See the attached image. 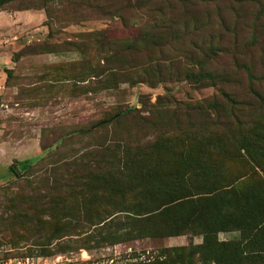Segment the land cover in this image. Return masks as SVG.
I'll list each match as a JSON object with an SVG mask.
<instances>
[{
    "label": "rangeland",
    "instance_id": "374dc122",
    "mask_svg": "<svg viewBox=\"0 0 264 264\" xmlns=\"http://www.w3.org/2000/svg\"><path fill=\"white\" fill-rule=\"evenodd\" d=\"M48 10L57 20L33 10L42 15L37 28L45 37L11 55L12 69L0 82V262L110 264L131 252L179 247L168 238H143L55 252L78 239L54 241L48 232L37 238L10 219L14 208L27 206L22 198L46 193L41 174L22 176L26 166L41 169L37 163L64 136L115 115L113 129L130 135L128 147L180 170L200 142L221 146L212 161L224 172H249L240 188L250 186L263 204L264 0H73ZM95 132L73 134L66 150L92 151L103 138Z\"/></svg>",
    "mask_w": 264,
    "mask_h": 264
},
{
    "label": "trees",
    "instance_id": "16d2710c",
    "mask_svg": "<svg viewBox=\"0 0 264 264\" xmlns=\"http://www.w3.org/2000/svg\"><path fill=\"white\" fill-rule=\"evenodd\" d=\"M6 1L0 0V7ZM15 1L20 3L12 10L42 9L47 20L55 21L49 4L73 3ZM118 119L115 115L64 136L47 158L37 163L43 171L37 165L26 166L22 176L27 179L41 174L46 193L22 198L25 208L11 200L18 212L10 219L20 221L24 231L37 238L48 232L54 241L72 236L78 239L56 246L55 252L97 250L143 238H189L186 246L131 252L110 259V264H264V212H258L264 199L261 205L250 186L240 188L249 172H224L212 161L218 154L211 155L215 150L222 152V147L204 142L195 148L194 160H181V170L175 163L150 160L146 149L127 146L129 134L122 137L114 131ZM93 131L101 132L103 138L96 140L92 151L66 150L73 134L84 136ZM9 170L17 177L13 166ZM255 182L259 185L256 177ZM230 232H236L238 238L217 239L218 233ZM191 237H201L200 243L194 245ZM40 249L41 253L48 252L44 250L47 248Z\"/></svg>",
    "mask_w": 264,
    "mask_h": 264
},
{
    "label": "crops",
    "instance_id": "0c3cea01",
    "mask_svg": "<svg viewBox=\"0 0 264 264\" xmlns=\"http://www.w3.org/2000/svg\"><path fill=\"white\" fill-rule=\"evenodd\" d=\"M42 15L33 10H7L0 7V82H4L7 78V71L11 70L13 65L10 56L22 47L30 44L42 42L45 35L42 31H38L37 25L42 21ZM1 84V83H0ZM3 84V83H2ZM4 87V85H3ZM36 139L32 144L35 146ZM218 233L219 241H226L228 234ZM228 236V237H227ZM167 241L176 243L174 246H181L185 244L183 236L168 238ZM201 237H194L193 242L199 244Z\"/></svg>",
    "mask_w": 264,
    "mask_h": 264
},
{
    "label": "built area",
    "instance_id": "2783aa9c",
    "mask_svg": "<svg viewBox=\"0 0 264 264\" xmlns=\"http://www.w3.org/2000/svg\"><path fill=\"white\" fill-rule=\"evenodd\" d=\"M5 107H3V104H2V102L0 101V116H1V114H2V110L4 109ZM32 264V262H31V260H29L28 258H25V260H24V263L22 262V263H20V261H18V260H7V261H3V262H0V264Z\"/></svg>",
    "mask_w": 264,
    "mask_h": 264
},
{
    "label": "water",
    "instance_id": "95a60500",
    "mask_svg": "<svg viewBox=\"0 0 264 264\" xmlns=\"http://www.w3.org/2000/svg\"><path fill=\"white\" fill-rule=\"evenodd\" d=\"M16 170V169H15Z\"/></svg>",
    "mask_w": 264,
    "mask_h": 264
}]
</instances>
